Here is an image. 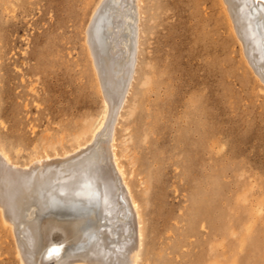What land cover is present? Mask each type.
<instances>
[{"label": "rangeland", "instance_id": "obj_1", "mask_svg": "<svg viewBox=\"0 0 264 264\" xmlns=\"http://www.w3.org/2000/svg\"><path fill=\"white\" fill-rule=\"evenodd\" d=\"M97 1L0 0V142L16 160L44 152L43 137L59 153L71 149L72 135L99 117L102 95L85 41ZM119 2L109 0L103 12L104 52L116 15L110 7ZM140 10L139 64L115 143L121 154L125 137L139 155L131 181L145 222L144 257L150 264H264V210L244 207L264 206V84L242 55L222 0H142ZM140 179L149 181L147 194ZM70 218L92 219L94 230L101 222L93 206L82 216L51 212L43 220ZM0 264H19L1 220Z\"/></svg>", "mask_w": 264, "mask_h": 264}, {"label": "bare ground", "instance_id": "obj_2", "mask_svg": "<svg viewBox=\"0 0 264 264\" xmlns=\"http://www.w3.org/2000/svg\"><path fill=\"white\" fill-rule=\"evenodd\" d=\"M141 2L120 0L117 6H109L112 11L116 9V15L110 13L111 34L106 52L99 40V26L107 22L103 12L109 0H98L92 9L85 41L102 95V110L94 122L83 124L72 135L75 145L71 149L59 153L54 149L55 141L43 137L44 152L19 161L0 142V220L10 230L19 264L151 263L144 257L145 222L131 181L139 155L135 148H130L127 138L121 140V154L115 143L116 127L123 117L122 110L139 64L144 31ZM222 2L242 47V55L264 84V0ZM129 4L133 6L131 12ZM126 49L128 57L121 64L118 76L119 63ZM33 68L29 67L27 72H34ZM147 81L145 78L143 83ZM27 82L29 89L35 92L34 82ZM135 139L144 141L145 138L136 135ZM49 148L53 152H48ZM15 151L19 152V149ZM121 156L127 158L128 168ZM249 177L245 176V180L254 187L255 183ZM139 182L143 184L141 192L147 194L149 181L140 179ZM245 192H240L242 199L246 198ZM89 206L94 207L95 215L102 222L95 230L88 229L94 224L92 219L86 222L81 218H70L63 224L43 220L51 212L82 216ZM244 207L250 212L264 210L260 201Z\"/></svg>", "mask_w": 264, "mask_h": 264}]
</instances>
